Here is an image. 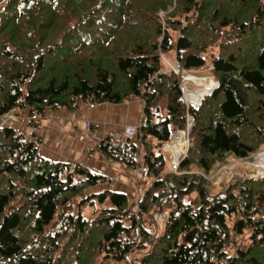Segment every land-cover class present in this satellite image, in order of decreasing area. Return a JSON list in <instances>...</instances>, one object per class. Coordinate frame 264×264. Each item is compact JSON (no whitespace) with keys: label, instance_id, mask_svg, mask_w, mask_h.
<instances>
[{"label":"trees","instance_id":"1","mask_svg":"<svg viewBox=\"0 0 264 264\" xmlns=\"http://www.w3.org/2000/svg\"><path fill=\"white\" fill-rule=\"evenodd\" d=\"M2 5L0 118L141 98L142 137L117 159L107 139L99 149L132 169L142 158L147 185L139 211L123 193L85 197L101 176L0 127V264H264V176H234L216 193L208 179L226 157L264 149V0ZM172 58L187 72L212 67L217 86L198 108L165 70ZM189 118L174 173L163 149Z\"/></svg>","mask_w":264,"mask_h":264},{"label":"crops","instance_id":"2","mask_svg":"<svg viewBox=\"0 0 264 264\" xmlns=\"http://www.w3.org/2000/svg\"><path fill=\"white\" fill-rule=\"evenodd\" d=\"M195 79L199 83L202 81L205 88L202 87L194 93L203 96L212 86V79ZM189 80L190 76L186 82ZM183 87L188 98L191 87ZM189 102L193 104L190 100ZM143 108L144 102L141 98H134L120 105L96 104L94 108H91L89 103L80 101L75 111L56 108L46 112L47 116L37 125L29 122L28 111L18 110V117L10 127L26 139L34 141L41 157L73 167L80 165L92 174L101 176L102 180L89 188L84 193L85 197L111 191L134 199L140 186L138 169H132L120 161L106 157L100 151L99 145L109 135L121 133L127 126L140 124ZM180 135L182 134L175 135L173 139L183 136ZM170 156L171 160L177 158V148ZM107 205L110 203L107 202Z\"/></svg>","mask_w":264,"mask_h":264},{"label":"rangeland","instance_id":"3","mask_svg":"<svg viewBox=\"0 0 264 264\" xmlns=\"http://www.w3.org/2000/svg\"><path fill=\"white\" fill-rule=\"evenodd\" d=\"M2 7H3V5L0 6V11H1ZM164 60H165V62H164L165 63V70L173 71L172 67L175 65V62H176L175 59L172 58L171 60L170 59L169 60L164 59ZM211 71H212V67H210L208 69L201 70V71H194V72H187L186 71L185 73L182 72V74L179 75L180 86H181V89H182V92H183V100L188 106H192V105H191V103L188 101V99L186 97V93H185L186 91H185V89L183 87L185 82H184V78H182V77L183 76L186 77L187 75H189V76L193 75L194 77H196L198 79H207V80L208 79H212V83H214V88H213V90H214L216 88L217 84H216V81H215L214 77L211 75ZM192 80H194L193 81L194 84H190V86H188V87H191L190 88V92L191 93L194 94V92H196L197 90H200L202 87L205 88V85L203 84L202 81H201V83H195V81L197 79H192ZM206 83L208 84V82H206ZM206 94H203V96H205ZM192 122H193V119L189 118V123H188V127H187L186 131L173 130V133H172L173 137L175 135H178V134H182L183 135V142L186 144V149L183 152V154H181L182 158L188 152V150H187V145H188V148H189V144H187L189 142L188 130H189L190 126L192 127ZM12 123H14V122H12ZM12 123L9 126H11ZM136 141L137 140H134V142H136ZM172 143H174L173 139L170 141V144L165 146L164 149H163L169 164H170V161H171L172 157L170 156V152H168V146L172 145ZM186 150H187V152H186ZM260 152H264V149L262 151H260ZM260 152H258L255 155H253L250 160H238L234 156L226 157L225 162H224L223 166L220 168V170L215 172L212 176L208 177V179L210 181L212 180V183L214 185L213 188H212V192L216 193V192L220 191L224 187L223 184H227L234 176H248V177H251V176L256 175L257 169H258L256 167L257 166L256 157H257V154H259ZM170 168H171V166H170ZM137 169H138V172H139L138 174L140 175V186H139V188L137 190L136 197L134 199H131V200L135 201L136 205L141 200V195H140L141 193L140 192L141 191L144 192V187L147 185V182L144 181L145 180V175L143 174L141 162L140 163L138 162ZM262 170H263V168H262ZM170 171H172V170H170ZM174 173H176V172H174ZM196 174L201 175V173H199L198 171H196ZM76 202H79V201H76ZM86 213H88V211H86ZM153 216H154L153 214H148L147 215L148 218H152Z\"/></svg>","mask_w":264,"mask_h":264},{"label":"built area","instance_id":"4","mask_svg":"<svg viewBox=\"0 0 264 264\" xmlns=\"http://www.w3.org/2000/svg\"><path fill=\"white\" fill-rule=\"evenodd\" d=\"M175 65L172 67L173 71L176 72L179 75L183 73H185L186 71L183 69L182 65L175 60ZM171 66V65H170ZM184 78V76L182 77ZM192 106H195L194 104H191ZM96 106V104H90L91 108H94ZM43 115L36 113L34 115H29V122L30 123H34L37 124L39 123L42 119H43ZM17 119L16 116V110L11 111L9 114L3 116L0 118V127H4V126H9L12 122H14ZM192 119V118H190ZM90 125L89 123H87V128H89ZM142 137L141 132H140V124L135 125V126H127L124 128L123 132L121 133H113L111 135H109L108 137L104 138L102 141H104L105 139H107V143L114 148L117 152L114 154V158L117 159L119 158V151H127L129 150V148L131 147V145L134 143V140H138ZM182 159V155L177 156L176 159L171 160L170 162V166H171V170L172 172H177L178 167H179V162ZM264 160V152H260L259 154H257L256 157V161H257V173L254 176L251 177H260L259 176V172L262 171L261 166H259L261 164V162ZM138 162H141L142 165V170H143V174L145 175V165L143 162L142 158H138ZM99 183V182H98ZM141 200L144 196V192L141 191ZM140 200V202H141ZM139 203H137L136 205V209L137 211H139ZM155 218H157L160 222L164 219L163 215H154Z\"/></svg>","mask_w":264,"mask_h":264},{"label":"bare ground","instance_id":"5","mask_svg":"<svg viewBox=\"0 0 264 264\" xmlns=\"http://www.w3.org/2000/svg\"><path fill=\"white\" fill-rule=\"evenodd\" d=\"M188 78H189V75H187L186 77H184V82L186 83V84L184 83L185 84L184 86L187 89H188V86H190V84H194L193 83L194 80H192V79H195L196 77H194L193 75H190V80L187 83L186 81L188 80ZM195 83H199V82L195 81ZM210 93L211 92H209L208 94H210ZM203 97L201 95H198V94H195V93L194 94L189 93L187 99H188V101L190 100L195 106H197L200 103V101L202 100ZM180 136H182V135H180ZM173 141H174V143L168 147V152H170V155H171L172 151H174V149L177 148V150H178V156H179L186 149V144L183 142V136L180 137V138H178V139H173ZM259 166H262L263 167V170L259 172L260 173L259 176H264V160L261 162V164Z\"/></svg>","mask_w":264,"mask_h":264},{"label":"water","instance_id":"6","mask_svg":"<svg viewBox=\"0 0 264 264\" xmlns=\"http://www.w3.org/2000/svg\"><path fill=\"white\" fill-rule=\"evenodd\" d=\"M217 84V83H216ZM212 93V92H211ZM210 93V94H211ZM210 94H207V95H205L204 97H206V96H208V95H210ZM203 97V98H204ZM202 98V99H203ZM201 102H202V100L200 101V103L197 105V106H193V107H195V108H198V106H200V104H201ZM190 129H191V126H190V128H189V130H188V134H189V132H190ZM186 136V135H185ZM173 139V135L171 136V140ZM187 144H189V142L187 143ZM187 150H188V145H187ZM187 150H186V152H187Z\"/></svg>","mask_w":264,"mask_h":264}]
</instances>
